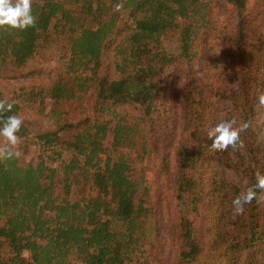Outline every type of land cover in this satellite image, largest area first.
Returning a JSON list of instances; mask_svg holds the SVG:
<instances>
[{"label":"trees","instance_id":"trees-1","mask_svg":"<svg viewBox=\"0 0 264 264\" xmlns=\"http://www.w3.org/2000/svg\"><path fill=\"white\" fill-rule=\"evenodd\" d=\"M31 8L34 27L0 30V64L22 69L64 38L63 74L24 95L42 112L51 100L54 129L35 138L60 164L0 161V264L134 263L148 225L163 243L176 213L170 192L193 215L172 228L188 246L184 260L262 264L264 191L240 215L232 201L264 174V0H37ZM167 38H177L178 54L162 50ZM110 53L118 78L102 72ZM182 60L186 75L167 94L166 75L180 73ZM22 97L0 94L13 104L4 118L21 115ZM76 109L85 117H71ZM233 119L250 124L244 147L212 151L209 129ZM22 121L17 136L35 133ZM222 167L236 180L222 178Z\"/></svg>","mask_w":264,"mask_h":264},{"label":"rangeland","instance_id":"rangeland-1","mask_svg":"<svg viewBox=\"0 0 264 264\" xmlns=\"http://www.w3.org/2000/svg\"><path fill=\"white\" fill-rule=\"evenodd\" d=\"M37 0H32L36 2ZM209 1V0H207ZM215 14L217 18H220L216 12H219L215 8ZM177 38H167L164 40L161 48L167 53L178 54L180 52V44L176 41ZM113 53L109 54L107 60V66L103 68L102 72L109 75L111 78H118L119 74L114 70ZM69 58V52L65 45L63 37H55L52 44L45 45L43 48L39 49L37 56L32 59L26 67L22 69H17L12 64H0V94L4 97L12 100L15 99L17 95H22V99L18 100L23 105V110L19 116L22 120L29 122L28 125L31 126V130L35 133L28 137H19V142L12 150L19 151L21 155L19 156L22 165H28L30 163L37 165L40 162V156H43V160L53 167H57L60 164V159L53 155L50 150L44 149L38 144L35 138L36 132L53 130V120L50 118L49 113L52 107L51 100H48L47 108L44 112L41 111L38 104H34L27 97H25V92L29 91L30 88L41 87L50 88L54 81L63 74L65 71V66ZM180 73H174L175 70H169L167 73L165 82L163 86L167 94H170L171 89L175 87L178 83V76L183 80L186 71L188 70V62L182 60L177 63ZM181 71H183L181 73ZM24 98V99H23ZM84 100V99H83ZM86 99L83 102L86 105ZM71 107L70 103H64L62 106L63 110L69 111ZM120 113H127L126 107H121L118 109ZM75 119L80 120L85 117L82 109H76L70 115ZM107 118H112L113 115H105ZM73 131L65 132L61 134V140H69L73 136ZM69 154L63 153L62 160L68 159ZM221 177L226 178V180H236V176L227 168L222 167ZM209 179V178H208ZM146 180L149 184L153 183L154 180V170L148 169L146 172ZM174 198V204L176 213H168V226L161 229L162 242H156L152 229H149L150 225L147 226V230L142 234V244L143 252H141V257L136 262L131 264H191L188 263L181 257V253L188 249L185 242L177 241L178 235L172 231V228L176 226L179 218L181 216H186L193 218L190 213V208L187 206H182L181 202L175 199V194L170 192ZM76 196V198H79ZM164 224L167 223V219H161ZM197 226H202V223L196 224ZM118 230H124L121 224H115ZM151 228V227H150ZM180 228H177V232ZM7 247L4 246V250ZM26 258L29 259V255L26 254ZM75 264H80L75 262ZM262 264H264V259H262Z\"/></svg>","mask_w":264,"mask_h":264},{"label":"clouds","instance_id":"clouds-1","mask_svg":"<svg viewBox=\"0 0 264 264\" xmlns=\"http://www.w3.org/2000/svg\"><path fill=\"white\" fill-rule=\"evenodd\" d=\"M32 0H0V30L18 29L25 30L28 27H34L36 17L32 15ZM123 7L122 3L115 5V10L119 11ZM258 107L264 108V94L257 97ZM12 103L0 100V161L6 159L18 158L21 153L13 151L17 146L19 137L16 135L22 126V119L16 115H10L4 118V113L11 112ZM236 121H222L215 127L209 129L208 136L213 138L211 150L214 152L226 151L230 146L235 150L237 147L243 148L244 144L240 134L246 131L250 124L244 122L238 127H234ZM264 191V174L256 173V184L241 192L232 201L234 214L240 215L244 212V206L251 204L257 198V191Z\"/></svg>","mask_w":264,"mask_h":264}]
</instances>
